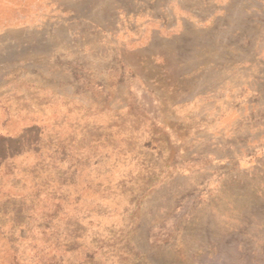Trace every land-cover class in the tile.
<instances>
[{
  "label": "rangeland",
  "instance_id": "rangeland-1",
  "mask_svg": "<svg viewBox=\"0 0 264 264\" xmlns=\"http://www.w3.org/2000/svg\"><path fill=\"white\" fill-rule=\"evenodd\" d=\"M258 10L0 0V264H264Z\"/></svg>",
  "mask_w": 264,
  "mask_h": 264
},
{
  "label": "crops",
  "instance_id": "crops-1",
  "mask_svg": "<svg viewBox=\"0 0 264 264\" xmlns=\"http://www.w3.org/2000/svg\"><path fill=\"white\" fill-rule=\"evenodd\" d=\"M209 4L213 10H223V14L219 16H215V22L218 25L217 20H225L226 26L229 24H233L234 18L237 16L239 12H241V25L245 27V30L249 28V26H261L262 23L251 21V13H259L260 8L264 9V0H209ZM214 22V21H213ZM262 22V21H261ZM216 25V24H215ZM222 26V25H221ZM217 30L215 34H217ZM248 35V33H245ZM244 37V35H243ZM230 43V42H229Z\"/></svg>",
  "mask_w": 264,
  "mask_h": 264
}]
</instances>
